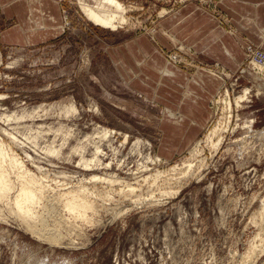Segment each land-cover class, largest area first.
I'll return each mask as SVG.
<instances>
[{"label":"rangeland","instance_id":"rangeland-1","mask_svg":"<svg viewBox=\"0 0 264 264\" xmlns=\"http://www.w3.org/2000/svg\"><path fill=\"white\" fill-rule=\"evenodd\" d=\"M56 1L62 22L31 23L0 0V142L51 186L34 221L0 200V264H264V0H122L118 29L85 16L95 0ZM189 5L214 22L198 37L210 54L160 23ZM209 71L222 80L203 91ZM193 89L210 95L187 140L197 126L180 137L168 111ZM70 190L94 204L88 220L67 212Z\"/></svg>","mask_w":264,"mask_h":264},{"label":"bare ground","instance_id":"bare-ground-1","mask_svg":"<svg viewBox=\"0 0 264 264\" xmlns=\"http://www.w3.org/2000/svg\"><path fill=\"white\" fill-rule=\"evenodd\" d=\"M95 1H96L95 4H88V2L86 3L84 1H81L80 3L81 10L91 22L95 23L98 26H101L104 28H111V29H118L119 27L122 26V24L129 23L130 17L127 16V14H128V11L133 7L127 6L126 3L123 2L122 0H95ZM46 16L47 17L49 16L52 19L54 17V15L52 14H48V15L46 14ZM259 64H260V61H259ZM258 68L264 69V64H260ZM207 73H209L216 79L219 78L222 80L221 77H219L212 71H209ZM249 90L246 89V92L244 94L242 95L239 94L238 97L236 96L235 102L237 106L240 107L243 101H245V99L247 98V92ZM231 105L232 104L230 102L229 106L231 107ZM217 145H219V141L218 143L215 144V146ZM4 146H6V144H4ZM4 146L0 142V200H4L7 198L9 201V204L13 208L14 213L17 216L23 218L26 221H31V220L34 221L37 218L34 207L37 203L41 202V200L45 197L46 192L51 188V186L46 185L43 182H40L39 179L36 177V175L30 173L28 170L23 169L21 163L19 162V159L15 155L11 156L8 153V150H5ZM99 148L100 147H98V150L95 153V158L93 161L96 160L101 163V160L98 157V153L100 154V151H101V149ZM189 161L186 165H184V168L183 167L178 168L177 170L179 174V177L177 178L178 181L189 176V174L195 171L193 170L194 168L193 163ZM89 165H90V162H89ZM12 171L17 174V180L20 186L15 196L11 198L10 193H11V190L13 189V183L11 180ZM129 186L131 185L129 184ZM131 190L134 191L132 187H131ZM60 197L65 201L64 202L65 208L70 215L76 218L88 220V218L86 217L87 212L93 209L94 204L92 203L91 200H89L86 197L83 191H80V190L66 191L60 194ZM261 214H264V205H263ZM28 224H31V223H28ZM254 252H255V249L253 247L249 252L246 253L247 255L246 258L252 257Z\"/></svg>","mask_w":264,"mask_h":264},{"label":"crops","instance_id":"crops-1","mask_svg":"<svg viewBox=\"0 0 264 264\" xmlns=\"http://www.w3.org/2000/svg\"><path fill=\"white\" fill-rule=\"evenodd\" d=\"M15 5L19 4L20 7H23L24 9H21L20 16L24 18L30 19L31 23H60L63 20L62 16V10L60 7V3L56 0H12ZM232 4L238 3L241 6H250L253 7V0H230L228 1ZM241 12L249 13L247 10H245L246 7H243ZM247 9V8H246ZM23 12H25V15L23 16ZM42 12V13H41ZM46 14H52L54 15L53 19L51 17H47ZM250 14L253 15V10H250ZM208 13L195 11L193 5H189L188 7H184L180 11L171 14L170 16L163 19L160 23H169V29L171 35L176 40H181L182 42H193L191 44H195L197 42H201L203 46V50H207V52L210 54L211 48L208 46V43H205L204 40H200L198 38L202 33L206 31L207 28H209V23L212 22L211 18L208 16ZM57 18V19H56ZM62 18V19H61ZM32 20V21H31ZM217 23V22H215ZM200 24H203L204 27H201ZM47 24H43L42 27H45ZM39 30V29H36ZM212 33V32H211ZM220 41H222L220 39ZM224 44V43H223ZM207 45V46H205ZM225 45V44H224ZM216 46L219 47V42L216 44ZM197 47L199 49V44H197ZM226 50L223 52H218L217 54H226L228 53L231 55L232 53L230 50L225 46ZM232 56V55H231ZM221 58V55L218 56ZM235 57L241 58V54L238 53L235 54ZM169 63V62H168ZM171 64V63H169ZM142 67V66H141ZM198 75L201 76H207V79H204V77L199 78ZM198 75H196L195 83L200 85V87L203 89V91L213 90L216 88V86L220 84L218 79L215 77H212L209 73L201 72ZM198 81V82H197ZM205 88V89H204ZM194 99H187L184 102H179L180 104L176 105V111H168V114L170 115L169 118L172 120L176 119V122H173L172 124L176 126V129L178 130L180 137L183 134V130L180 129L179 126L182 123H188L192 122L194 126L200 125L204 123V121L207 119V114H205L201 108L205 103V100L209 97L210 93L200 94L197 93L193 89V91H189V94H192ZM190 96V95H189ZM186 96V97H189ZM187 106V110L184 108ZM199 126L193 127L191 131L188 129L187 134V140L193 139L195 134L199 131Z\"/></svg>","mask_w":264,"mask_h":264},{"label":"built area","instance_id":"built-area-1","mask_svg":"<svg viewBox=\"0 0 264 264\" xmlns=\"http://www.w3.org/2000/svg\"><path fill=\"white\" fill-rule=\"evenodd\" d=\"M259 61L264 63V55L262 54V56L259 57Z\"/></svg>","mask_w":264,"mask_h":264}]
</instances>
